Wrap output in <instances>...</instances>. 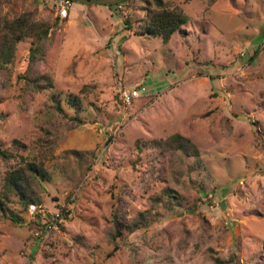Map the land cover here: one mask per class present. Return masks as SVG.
I'll return each instance as SVG.
<instances>
[{
    "label": "rangeland",
    "instance_id": "obj_1",
    "mask_svg": "<svg viewBox=\"0 0 264 264\" xmlns=\"http://www.w3.org/2000/svg\"><path fill=\"white\" fill-rule=\"evenodd\" d=\"M145 1L74 3L63 19L61 0H0V23L32 12L57 24L31 72L52 89L27 90L20 78L29 38L0 68V146L15 156L0 157V264H264V0H169L187 24L168 43L140 35ZM69 94L82 99V124ZM174 134L196 144L200 162L138 150ZM21 157L50 174L42 202L30 203L43 212L4 192ZM167 187L180 205L124 232L109 258L114 212L133 219Z\"/></svg>",
    "mask_w": 264,
    "mask_h": 264
},
{
    "label": "trees",
    "instance_id": "obj_2",
    "mask_svg": "<svg viewBox=\"0 0 264 264\" xmlns=\"http://www.w3.org/2000/svg\"><path fill=\"white\" fill-rule=\"evenodd\" d=\"M128 1L125 0L111 7L120 6ZM145 3L146 17L142 21L140 35L154 38L159 37L165 43H168L175 33L180 32L182 34L184 32L183 27L187 24V17L180 9L173 8L169 0H146ZM126 23L129 22L126 21ZM56 25V23L52 24L35 20L32 12H25L13 20H3L0 23V68L7 67L13 63L16 47L19 43L28 38L32 40L28 71L20 75L27 90L42 92L45 89L53 88L51 79L33 76L31 72L34 66L46 56L47 45L57 27ZM63 101L75 110L77 113L75 120L82 124L84 121L78 116L84 110L82 99L79 96L69 94ZM52 102L53 108L58 113H65L60 93H53ZM13 144L16 149L25 148L18 140H15ZM137 144L140 152L143 151L145 146H149L152 149L158 150L161 155L166 153H181L186 157L194 158L198 162L201 160V152L196 144L181 134H174L165 139L145 142L144 145L139 140ZM75 153L77 154V152ZM0 157L4 160H9L15 156L9 150L3 149L0 146ZM21 161H23V165L6 172L4 192L18 196L24 210H26L30 203L42 202L40 193L46 192L44 181L50 180L51 177L42 162L26 161L22 157ZM182 199V195L175 189L167 187L162 191L160 196L152 199V206L149 209L138 213L133 219L129 220L121 208L117 209L113 214L114 232L112 233V240L114 242V250L109 253L108 257H113L119 250V239L123 237L124 232L133 234L141 229L149 228L159 220L161 216L160 209L174 210V203L180 205ZM195 207L193 208L194 210ZM11 218L17 223L22 221L14 213H12ZM212 257L217 264H229L235 261L233 257L229 261L219 256L212 255Z\"/></svg>",
    "mask_w": 264,
    "mask_h": 264
},
{
    "label": "built area",
    "instance_id": "obj_3",
    "mask_svg": "<svg viewBox=\"0 0 264 264\" xmlns=\"http://www.w3.org/2000/svg\"><path fill=\"white\" fill-rule=\"evenodd\" d=\"M74 3L75 2H73V0H61V2L59 4V15L63 19H65L69 16L70 11L74 6ZM133 98H134V94L129 93L127 91L123 92V101H124V104H126L127 106L131 105ZM29 208H30V212L32 214L36 213V212H43V209L41 208V206L36 205V204H30ZM59 217H60V214H57L56 215L57 221H59ZM57 221H56V223H57Z\"/></svg>",
    "mask_w": 264,
    "mask_h": 264
},
{
    "label": "water",
    "instance_id": "obj_4",
    "mask_svg": "<svg viewBox=\"0 0 264 264\" xmlns=\"http://www.w3.org/2000/svg\"><path fill=\"white\" fill-rule=\"evenodd\" d=\"M76 3L83 4V5H114L125 0H73Z\"/></svg>",
    "mask_w": 264,
    "mask_h": 264
}]
</instances>
